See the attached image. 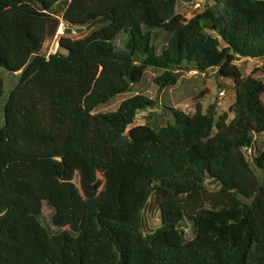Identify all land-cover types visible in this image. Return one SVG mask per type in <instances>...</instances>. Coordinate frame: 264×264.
<instances>
[{"label": "trees", "instance_id": "trees-1", "mask_svg": "<svg viewBox=\"0 0 264 264\" xmlns=\"http://www.w3.org/2000/svg\"><path fill=\"white\" fill-rule=\"evenodd\" d=\"M63 1L0 0V68L18 75L0 123V264H264V81L235 64L264 58V0H203L190 18L179 0H72L59 13ZM148 68L158 91L180 70L216 69L235 99L221 113L164 107V124H135L157 105L143 94L98 111Z\"/></svg>", "mask_w": 264, "mask_h": 264}, {"label": "rangeland", "instance_id": "rangeland-1", "mask_svg": "<svg viewBox=\"0 0 264 264\" xmlns=\"http://www.w3.org/2000/svg\"><path fill=\"white\" fill-rule=\"evenodd\" d=\"M203 2V0H197L194 4H185L182 0H179L177 12L186 18H190L195 13L202 10ZM197 4L199 5L197 6ZM62 33L63 26L60 25L55 37L45 40L41 48V53L43 55H48L56 51L58 47V36ZM167 36L168 34L164 32L158 33V37L155 38V45L158 47V50L164 47ZM123 41L124 37L122 35H119L116 39L118 46H122ZM221 46H223L222 43ZM235 64L241 69L244 76L253 75L264 81V58L240 59L236 61ZM159 74L160 71L157 69H146L141 82L133 85L128 93L115 97L110 103L102 106L98 111H115L122 100L135 94H143L156 101L157 105L154 109L138 112L136 114L135 124L144 123L150 114H153L151 121L158 120L164 124L169 119L173 121L172 116H161V114L165 112L164 107L178 108L185 113L191 114L194 112L196 104H199L203 109H206L210 104H215L216 111L221 113L227 110L235 99L232 80L229 78H218L216 69L209 70L206 73L180 70L177 84L174 87L166 88L162 91H158V87L154 81ZM0 75L4 78L5 82V95L0 104L1 123L2 105L10 90L17 83L18 75L11 74L3 68H0ZM221 91L224 92L223 96L219 95ZM256 142L260 147L264 146V134L258 135L256 137ZM257 175L260 179L264 178V172L260 170H257ZM75 182H77V179H75ZM204 184L209 191H217L219 189V185L210 178H206ZM41 212L40 221L43 226L50 231H55L56 227L50 220L52 210L44 204ZM143 217L146 230L148 231H153L160 225V210L154 197L149 199L147 207L143 211ZM192 236V231L187 227L186 238L191 239Z\"/></svg>", "mask_w": 264, "mask_h": 264}, {"label": "water", "instance_id": "water-1", "mask_svg": "<svg viewBox=\"0 0 264 264\" xmlns=\"http://www.w3.org/2000/svg\"><path fill=\"white\" fill-rule=\"evenodd\" d=\"M72 0H64L60 5L57 6V10L59 11V13L64 12V10L66 9V7L68 6V4L71 2ZM82 29L79 28L76 30V32H80ZM0 64H1V59H0Z\"/></svg>", "mask_w": 264, "mask_h": 264}, {"label": "built area", "instance_id": "built-area-1", "mask_svg": "<svg viewBox=\"0 0 264 264\" xmlns=\"http://www.w3.org/2000/svg\"><path fill=\"white\" fill-rule=\"evenodd\" d=\"M197 1V0H196ZM195 3V1L194 2H192V3H190V4H194ZM199 4H197V6H198ZM219 95L220 96H223L224 95V92L223 91H221L220 93H219ZM247 152L248 153H250V150H247Z\"/></svg>", "mask_w": 264, "mask_h": 264}]
</instances>
